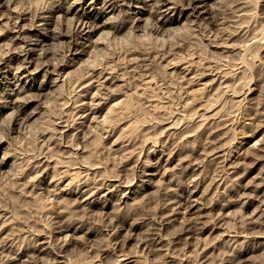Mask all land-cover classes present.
Listing matches in <instances>:
<instances>
[{
    "label": "rangeland",
    "instance_id": "obj_1",
    "mask_svg": "<svg viewBox=\"0 0 264 264\" xmlns=\"http://www.w3.org/2000/svg\"><path fill=\"white\" fill-rule=\"evenodd\" d=\"M160 1L0 0V264H264V0Z\"/></svg>",
    "mask_w": 264,
    "mask_h": 264
},
{
    "label": "bare ground",
    "instance_id": "obj_2",
    "mask_svg": "<svg viewBox=\"0 0 264 264\" xmlns=\"http://www.w3.org/2000/svg\"><path fill=\"white\" fill-rule=\"evenodd\" d=\"M3 1H4V0H3ZM137 1H139V0H137ZM153 1H154V0H153ZM161 1H162V0H161ZM161 1H160V2H161ZM168 1H169V0H168ZM1 2H2V1H1ZM1 2H0V4H1ZM10 2H11V1H10ZM14 2H15V1H14ZM14 2H13V3H14ZM160 2H159V3H160ZM202 2H203V1H202ZM152 3H153V2H152ZM166 3H167V2H166ZM198 3H199V2H198ZM2 4H3V2H2ZM9 4H10V3H9ZM14 4H16V3H14ZM14 4H13V7L16 6V5H14ZM155 4H157V3L155 2ZM163 4H164V3H163ZM199 4H200V3H199ZM6 5H7V4H6ZM153 5H154V3H153ZM161 5H162V4H161ZM164 5H165V4H164ZM17 6H18V8H19V5H17ZM130 6H131V4H130ZM155 6H156V5H155ZM159 6H160V5H159ZM169 6H170V5H168V7H169ZM173 6H174V5H173ZM173 6H171V8H173ZM9 7H10V5H9ZM157 7H158V6H157ZM7 8H8V7H7ZM155 8H156V7H155ZM166 8H167V7H166ZM2 9H3V8H2ZM4 9H6V7H5ZM4 9H3V10H4ZM13 9H14V8H13ZM15 9H17V7H15ZM20 9L22 10L23 8L21 7ZM58 9H59V8H58ZM60 9H61V8H60ZM71 9H72V8H71ZM139 9H140V8H139ZM164 9H165V7H164ZM168 9H170V8H168ZM168 9H167V11H168ZM0 10H1V7H0ZM9 10H10V8L8 9V11H6V10H4V11L8 13ZM11 10H12V9H11ZM11 10H10V11H11ZM17 10H19V9H17ZM21 10H20V11H21ZM140 11H141V9H140ZM140 11H139V12H140ZM193 11H195L194 8H193ZM203 11H204V10H203ZM2 12H3V11H2ZM11 12H12V11H11ZM67 12H68V11H67ZM92 12H93V11H92ZM142 12H143V11H142ZM162 12H163V11H162ZM195 12L197 13V11H195ZM206 12H208V11H206ZM3 13H4V12H3ZM49 13H50V12H49ZM84 13H85V12H84ZM8 14H9L10 16H12L11 13H8ZM12 14H13V12H12ZM17 14H19V13H17ZM22 14H23V13H22ZM89 14H90V13H89ZM99 14H100V13H99ZM24 15H25V14H24ZM59 15H61V14H59ZM59 15H58V16H59ZM80 15H81V14H80ZM207 15H208V14H207ZM5 16H6V14H5ZM15 16H17L16 13H15ZM40 16H41V15H40ZM40 16H39V17H40ZM42 16H44V15H42ZM53 16H54V14L52 15V17H53ZM73 16H74V15H73ZM88 16H89V15H88ZM139 16H140V15H139ZM166 16H167V15H166ZM208 16H209V15H208ZM2 17H3V15H2ZM18 17H21V15L18 16ZM18 17H16V18H18ZM23 17H24V16H23ZM75 17H77V16H75ZM81 17H82V16H81ZM89 17H90V16H89ZM160 17H161V16H160ZM160 17H159V18H160ZM5 18H6V17H5ZM37 18H38V17H37ZM59 18H61V17H59ZM63 18H64V17H63ZM69 18H71V17H69ZM136 18H137V16H136ZM159 18H158V19H159ZM161 18H162V17H161ZM161 18H160V19H161ZM3 19H4V18H3ZM3 19H2V20H3ZM11 19H12V18H11ZM21 19H22V18H21ZM42 19H43V18H42ZM42 19H41V20H42ZM47 19H48V18H47ZM54 19H55V17H54ZM57 19H58V18H57ZM57 19H56V20H57ZM72 19L74 20L73 17H72ZM77 19H79V18L77 17ZM84 19H85V18H84ZM164 19H165V18H164ZM167 19H168V18H166L165 20H167ZM211 19H212V18H211ZM8 20H9V17H8ZM8 20H7L6 22H8ZM19 20H20V19H19ZM44 20H45V19H44ZM48 20H49V19H48ZM70 20H71V19H70ZM75 20H76V19H75ZM80 20H81V19H80ZM80 20L78 21V23L80 22ZM85 20H86V19H85ZM147 20H149V19H147ZM214 20H216V19H214ZM58 21H61V19L58 20ZM90 21H91V20H90ZM133 21H134V20H133ZM150 21H151V20H150ZM153 21H154V20H153ZM160 21H161V20H160ZM14 22H15V21H14ZM17 22H18V21H17ZM47 22H48V21H47ZM50 22H51V21H50ZM54 22H55V21H54ZM85 22H86V21H85ZM85 22H84V23H85ZM148 22H149V21H148ZM4 23H5V20H4ZM15 23H16V22H15ZM32 23H36V22H32ZM39 23H41V22H39ZM39 23H38V24H39ZM73 23H74V22H73ZM73 23H71V24H73ZM75 23H76V22H75ZM91 23H93V22H91ZM94 23H96V22H94ZM135 23H136V22H135ZM164 23H165V22H164ZM210 23H211V21H210ZM6 24H8V23H6ZM12 24H13V23H12ZM16 24H17V23H16ZM26 24H27V23H25V25H26ZM30 24H31V23H30ZM56 24H58V23L56 22ZM85 24H86V23H85ZM107 24H108V23H107ZM146 24H147V23H146ZM148 24H149V23H148ZM148 24H147V25H148ZM151 24H152V23H151ZM156 24H157V23H156ZM156 24H155V26H156ZM8 25H9V24H8ZM32 25L35 26L34 24H32ZM59 25H60V24H59ZM82 25H83V23H82ZM87 25H89V24H87ZM90 25H91V24H90ZM95 25H96V24H95ZM98 25H99V24H98ZM101 25H102V24H101ZM105 25H106V24H105ZM152 25H153V24H152ZM152 25H151L150 27H152ZM157 25H158V24H157ZM160 25H161V24H160ZM164 25H165V24H164ZM11 26L13 27V25H11ZM22 26H24V23H23ZM26 26H27V25H26ZM28 26H29V24H28ZM30 26H31V25H30ZM33 26H32V27H33ZM37 26H38V25H37ZM41 26H42V25H41ZM55 26H56V25H55ZM55 26H54L53 28H55ZM72 26H73V25H72ZM84 26H85V25H84ZM84 26L82 27V29L84 28ZM93 26H94V25H93ZM107 26H108V25H107ZM112 26H113V25H112ZM135 26H136V25H135ZM162 26H163V25H162ZM162 26H161V27H162ZM8 27H9V26H6V28H8ZM14 27H15V26H14ZM35 27H36V26H35ZM73 27H74V26H73ZM77 27H78V25H77ZM91 27H92V26H91ZM96 27H97V26H96ZM116 27H117V26H116ZM119 27H120V26H119ZM148 27H149V25H148ZM157 27H158V26H157ZM159 27H160V26H159ZM168 27H170V26L168 25ZM28 28H29V27H28ZM33 28H34V27H33ZM37 28H38V27H37ZM44 28H46V27L44 26ZM47 28H48V26H47ZM56 28H58V26H56ZM93 28H94V27H93ZM153 28H154V27H153ZM162 28H164V27H162ZM162 28H161V29H162ZM166 28H167V26H166ZM18 29H19V28H18ZM18 29H17V30H18ZM22 29H23V28H22ZM22 29H21V30H22ZM72 29H73V28H72ZM78 29H79V28H78ZM84 29H85V28H84ZM88 29H89V28H88ZM95 29H96V28H95ZM116 29H117V28H116ZM120 29H121V28H120ZM120 29H119V30H120ZM151 29H152V28H151ZM154 29H156V28H154ZM154 29H153V30H154ZM164 29H165V28H164ZM7 30H8V29H7ZM34 30H35V29H34ZM48 30H49V29H48ZM48 30H47V31H48ZM58 30H60V29L58 28ZM79 30H81V29H79ZM90 30H91V29H90ZM119 30H118V31H119ZM147 30H148V29H146V31H147ZM159 30H160V28H158V31H159ZM162 30H163V29H162ZM162 30H160V33H161ZM14 31H15V30H14ZM25 31H26V30H25ZM40 31H41V30H40ZM42 31H43V29H42ZM53 31H54V30H53ZM72 31H73V30H72ZM72 31H71V32H72ZM75 31H76V28H75ZM85 31L87 32L86 29H85ZM91 31H92V30H91ZM97 31H98V30H97ZM102 31H104V30H102ZM102 31H101V32H102ZM112 31H114V30L112 29ZM115 31H116V30H115ZM146 31H145V32H146ZM165 31H167V30H165ZM17 32H18V31H17ZM20 32H21V31H20ZM35 32H36V30H35ZM44 32H45V31H44ZM55 32H56V29H55ZM60 32H63V31H60ZM73 32H74V31H73ZM73 32H72V34H73ZM76 32H77V31H76ZM86 32H85V33H86ZM143 32H144V30H143ZM153 32H154V31H153ZM153 32L151 31L150 33L152 34ZM163 32H164V31H163ZM163 32H162V33H163ZM15 33H16V32H15ZM24 33L26 34L27 32H24ZM29 33H30V32H29ZM36 33H37V32H36ZM36 33H34V34H36ZM47 33H48V32H47ZM51 33H52V32H51ZM79 33H80V32H79ZM94 33H95V32H94ZM104 33H105V31H104ZM110 33H111V31H110ZM110 33H109V34H110ZM148 33H149V32H148ZM155 33H156V32H155ZM8 34H9V33H8ZM12 34H13V32H12ZM52 34H53V33H52ZM54 34H55V33H54ZM74 34H75V33H74ZM82 34H83V33H82ZM90 34H92V33H90ZM101 34H102V33H101ZM105 34H106V33H105ZM151 34H150V35H151ZM153 34H154V33H153ZM15 35H16V34H15ZM23 35H24V34H23ZM28 35H29V34H28ZM39 35H40V34H39ZM44 35H45V34H44ZM49 35L51 36V34H49ZM106 35H108V34H106ZM111 35H112V34H111ZM111 35H110V37H111ZM116 35H117V34H115V37H116ZM154 35L156 36V34H154ZM10 36H11V38H12L13 35H10ZM16 36H17V35H16ZM16 36H15V37H16ZM21 36H22V34H21ZM31 36H32V35H31ZM36 36H37V35H36ZM57 36H58V34H57ZM80 36H82V35H80ZM86 36H87V35H86ZM98 36H99V34H98ZM100 36H102V35H100ZM103 36H104V35H103ZM103 36H102V37H103ZM22 37H23V36H22ZM27 37H28V36H25L24 38H27ZM43 37H44V36H43ZM55 37H56V36H55ZM61 37H62V36H61ZM69 37H70V36H69ZM83 37H84V36H83ZM104 37H106V36H104ZM113 37H114V36H113ZM9 38H10V37H8V39H9ZM28 38H29V37H28ZM49 38H50V37H49ZM51 38H52V37H51ZM58 38H60V37H58ZM72 38H74V37H72ZM97 38H98V37H97ZM97 38H96V39H97ZM14 39H15V38H14ZM38 39H39V38H38ZM70 39H71V38H70ZM101 39H102V38H101ZM103 39H104V38H103ZM10 40H11V39H10ZM18 40H19V39H18ZM31 40H33V38H32ZM47 40H48V39H47ZM47 40H46V41H47ZM53 40H54V39H53ZM57 40H59V39H57ZM72 40H73V39H71V41H72ZM97 40H99V38H98ZM105 40H106V39H105ZM13 41H14V40H12V41H10V42H13ZM20 41H22V39H21ZM24 41H25V40H24ZM34 41H35V40H34ZM34 41H32V42H34ZM40 41H41V40H40ZM43 41H44V40H43ZM100 41H101V40H100ZM103 41H104V40H103ZM14 42H15V41H14ZM105 42H106V41H105ZM8 43H9V41H8ZM8 43H7V44H8ZM46 43H47V42H46ZM46 43H45V44H46ZM95 43H96V41H95ZM14 44H15V43H14ZM17 44H18V43H17ZM17 44H16V47H17ZM36 44L38 45L39 43H38V42H35L34 45H36ZM45 44H44V46H45ZM96 44H98V43H96ZM100 44H101V43H100ZM103 44H104V43H103ZM12 45H13V44H12ZM12 45H11V46H12ZM19 45H20V43H19ZM21 45H23V44L21 43ZM24 45H25V44H24ZM24 45H23V47H24ZM30 45H31V44H30ZM42 45H43V43H42ZM94 45H95V44H94ZM9 46H10V45H8V47H9ZM13 46H14V45H13ZM32 46H33V45H32ZM97 46H99V45H97ZM97 46H96V48H98ZM102 46H103V45H102ZM6 47H7V46H6ZM34 47H35V46H34ZM34 47H32L33 50H35ZM36 47H37V46H36ZM36 47H35V48H36ZM11 48H12V47H11ZM13 48H15V47H13ZM18 48H19V47H18ZM20 48L22 49V47H20ZM38 48H39V47H38ZM42 48H43V47H42ZM93 48H95V46H94ZM21 49H20V50H21ZM43 49H45V48H43ZM80 49H83V48H80ZM12 50H13V49H12ZM15 50L18 51L19 49H16V48H15L14 51H15ZM24 50H25V49H24ZM24 50H23V51H24ZM33 50H32V51H33ZM9 51H10V50H9ZM9 51H8V53H9ZM93 51H94V50H93ZM93 51H92V52H93ZM27 52H28V51H27ZM42 52H43V51H42ZM90 52H91V51H90ZM92 52H91V54H94V53H92ZM16 53H17V52H16ZM19 53H20V52H19ZM25 53H26V52H25ZM44 53H46V52H44ZM44 53H43V54H44ZM13 54H15V53L13 52ZM32 54H33V53H32ZM7 55H8V54H7ZM27 55H28V54H27ZM22 56H23V55H22ZM30 57H31V56H30ZM89 57H90V56H89ZM21 58H22V57H21ZM26 58H27V57H26ZM19 59H20V58H19ZM28 59H29V58H28ZM23 60H24V59H23ZM30 60H31V59H30ZM25 61H26V60H25ZM21 62H22V61H21ZM24 63H25V62H24ZM50 63H51V62H50ZM28 64L30 65V63H28ZM47 64H48V63H47ZM181 64H182V63H181ZM21 65H22V67H23V64H21ZM59 65H60V64H59ZM183 65L186 66V63L183 64ZM27 66H28V65H27ZM188 66H189V65H188ZM19 67H21V66H19ZM0 68H1V67H0ZM26 68H28V67H26ZM185 68H186L187 70H185V69H184V70H185V71H188V68H187V67H185ZM55 69H56V67H55ZM211 69H212V68H210V70H211ZM25 70H26V69H25ZM216 70H217V68H216ZM218 70H219V68H218ZM208 71H209V69H208ZM214 71H215V69H214ZM57 72H58V71H57ZM211 72H212V71H211ZM220 72H221V71H220ZM220 72H219V73H220ZM217 73H218V72H217ZM222 73H223V72H222ZM223 74L225 75V71H224ZM220 75H221V74H220ZM220 75L217 74V76H220ZM224 75H223V76H224ZM104 76H105V75H104ZM104 76H103L102 78H104ZM18 77H19V76H18ZM100 77H101V76H100ZM100 77H99V78H100ZM213 77H214V76H213ZM221 77H222V76H221ZM102 78H100V79H102ZM111 78H112V77H111ZM216 78H217V77H216ZM216 78H215V79H216ZM218 78H219V77H218ZM58 79H59V78L55 79V81L58 80ZM106 79H107V77H106ZM220 79H221V78H220ZM213 80H214V78H213ZM100 81H101V80H99V82H100ZM104 81H105V80H104ZM53 82H54V81H53ZM99 84H100V83H99ZM219 84H220V83H219ZM101 85H102V83H101ZM225 85H226V84H225ZM94 87H95V86H94ZM96 87H97V86H96ZM20 89H21V88H20ZM20 89H19V91H20ZM91 89L93 90V88H91ZM97 89H98V88H97ZM21 90H22V89H21ZM92 90H91V92H92ZM98 90H99V89H98ZM17 91H18V90H17ZM87 91H88V90H87ZM5 92H6V91H5ZM5 92H4V93H5ZM88 92H90V90H89ZM96 93H97V92H96ZM94 94H95V91H94ZM9 95H10V94H9ZM84 95H87V94L85 93ZM2 96H3V95H2ZM17 96H18V95H17ZM7 97H8V95H7ZM3 98H4V96H3ZM3 98H1V99H3ZM16 98H17V97H16ZM16 98H15V99H16ZM4 99H7V98H4ZM11 99H12V98H11ZM23 99H24V98H23ZM81 99L83 100V97H82ZM93 99H95V98H93ZM26 100H27V99H26ZM26 100L24 101L25 103H26ZM84 100H85V99H84ZM1 101H2V100H1ZM7 101H8V99H7ZM10 101H11V100H10ZM15 101H16V100H15ZM15 101L13 100V102H15ZM21 101H22V100H21ZM21 101H20V102H21ZM93 101H94V100H93ZM11 102H12V101H11ZM3 103H4V102H3ZM21 103H23V102H21ZM83 103H84V102H83ZM90 103H92V102H90ZM94 103H95V101H94ZM1 104H2V103H1ZM6 104H7V103H6ZM6 104H4V105H6ZM8 104H10V103H8ZM18 104H19V103H18ZM86 104H87V103H86ZM99 104H100V103H99ZM4 105H3V106H4ZM24 105H25V104H24ZM87 105H89V103H88ZM93 105H94V104L92 103V105L89 106V107H91V110H92V111H93V109H92V106H93ZM7 106H8V105H7ZM12 106H13V105H12ZM14 106H15V104H14ZM19 106H20V104H19ZM21 106H22V105H21ZM21 106H20V107H21ZM94 106H95V105H94ZM87 107H88V106H87ZM96 107H97V106H96ZM83 108H85V107H83ZM93 108H94V107H93ZM98 108H99V107H98ZM23 109H24V108H23ZM23 109H22V110H23ZM87 109H88V108H87ZM95 109H96V108H95ZM0 110H1V109H0ZM85 110H86V109H85ZM23 111H24V110H23ZM83 112H84V111H83ZM85 112H86V111H85ZM88 112H89V111H88ZM96 112H97V111H96ZM13 113H14V112H13ZM15 113H16V112H15ZM18 113H19V112H18ZM10 114H12V113H10ZM82 114H83V113H82ZM90 114H92V112H91ZM96 114H97V113H96ZM86 115H88V114H86ZM10 116H11V115H10ZM19 116H20V115H19ZM213 116H215V115H212L211 117H213ZM12 117H13V114H12ZM12 117H11V118H12ZM84 117H85V116H84ZM207 117H208V119H209V115L206 116V118H207ZM11 118H10V119H11ZM26 118H27V117H26ZM87 118H88V117H87ZM10 119H9V121H10ZM17 119H18V118H17ZM22 119H24V118L22 117ZM201 119H202V118H201ZM204 119H205V118H204ZM208 119H206V120H208ZM13 120H14V119H13ZM204 121H205V120H204ZM204 121H202V123H204ZM209 122H210V121H209ZM61 123H62V122H61ZM63 123H64V122H63ZM63 123H62V125H63ZM208 124H209V123H208ZM64 125H65V124H64ZM68 125H69V124H68ZM68 125H66V127H67ZM206 125H207V124H206ZM66 127H65L64 129H66ZM171 127H172V126H171ZM70 128H71V127H70ZM62 129H63V128H62ZM67 129H68V128H67ZM61 133H62V131H61ZM66 133H68V132H66ZM62 134H63V133H62ZM2 138H3V137H2ZM256 142H257V140H256ZM242 144H243V143H242ZM226 157H227V156H226ZM5 162H6V161H5ZM85 181H86V180H85ZM83 183H84V182H83ZM105 183H106V182H105ZM105 183H102V185H103V184L105 185ZM118 183H119V182H118ZM118 183H117V184H118ZM86 184L88 185V183H86ZM110 184H111V183H110ZM121 184H122V183H121ZM84 185H85V184H84ZM106 185H107V184H106ZM111 185H112V184H111ZM107 186H108V185H107ZM113 186H114V184H113ZM89 187H90V186H89ZM92 187H93V186H92ZM94 187H95V186H94ZM118 187H119V186H118ZM90 188H91V187H90ZM90 188H89V189H90ZM113 188H114V187H113ZM91 189H92V188H91ZM87 191H88V190H87ZM89 192H90L92 195L95 193V192H92V191H89ZM89 192H88V193H89ZM86 193H87V192H86ZM84 194H85V193H84ZM91 194H89V195H91ZM82 195H83V194H82ZM90 197H91V196H90ZM189 197H191V196H189ZM87 204H88V202H87ZM85 205H86V204H85ZM191 205H192V203H191ZM188 206H189V204H188ZM191 207H192V206H191ZM192 208H193V207H192ZM194 208H195V207H194ZM187 209H190V208H187ZM176 212H177V210H176ZM188 212H189V211H188ZM191 213H192V212H191ZM184 217H185V216H184ZM188 217H189V216H188ZM190 217H191V216H190ZM189 219H190V218H189ZM189 219H187V220H189ZM187 220H186V221H187ZM191 220H192V218H191ZM188 222H189V221H188ZM188 222H187V223H188ZM189 224H190V223H189ZM65 229H66V228H65ZM65 229H64V230H65ZM121 254H123V253H121ZM128 255H129V254H128ZM128 255H127V256H128ZM123 256H124V255H123ZM120 257H121V256H120ZM125 257H126V254H125ZM131 257H132V256H131ZM127 258H128V257H127ZM118 259H120V258H118ZM121 259H122V258H121ZM130 259H131V258H130ZM130 259H129V260H130ZM116 260H117V259H116ZM122 260H123V259H122ZM122 260H121V261H122ZM125 260H126V259H125ZM129 260H128V261H129ZM135 260H136V259H135ZM117 262L119 263L120 261H117ZM131 262H132V261H131ZM4 264H5V263H4ZM67 264H69V263H67ZM119 264H120V263H119Z\"/></svg>",
    "mask_w": 264,
    "mask_h": 264
}]
</instances>
